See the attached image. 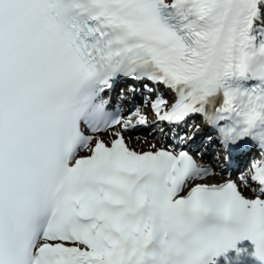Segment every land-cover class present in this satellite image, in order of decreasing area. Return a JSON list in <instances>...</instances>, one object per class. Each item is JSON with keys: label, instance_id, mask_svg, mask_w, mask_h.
Returning <instances> with one entry per match:
<instances>
[{"label": "snow or ice", "instance_id": "6c2138e0", "mask_svg": "<svg viewBox=\"0 0 264 264\" xmlns=\"http://www.w3.org/2000/svg\"><path fill=\"white\" fill-rule=\"evenodd\" d=\"M0 264H264V0H0Z\"/></svg>", "mask_w": 264, "mask_h": 264}]
</instances>
